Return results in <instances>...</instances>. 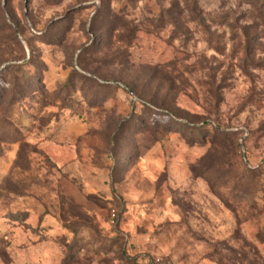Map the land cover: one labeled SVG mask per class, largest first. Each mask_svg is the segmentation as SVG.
<instances>
[{"label": "rangeland", "instance_id": "374dc122", "mask_svg": "<svg viewBox=\"0 0 264 264\" xmlns=\"http://www.w3.org/2000/svg\"><path fill=\"white\" fill-rule=\"evenodd\" d=\"M0 264H264V0H0Z\"/></svg>", "mask_w": 264, "mask_h": 264}, {"label": "trees", "instance_id": "16d2710c", "mask_svg": "<svg viewBox=\"0 0 264 264\" xmlns=\"http://www.w3.org/2000/svg\"><path fill=\"white\" fill-rule=\"evenodd\" d=\"M188 6H189V5H188ZM188 8H189L188 10L190 11L189 13H190L192 16H193V15L196 16V17L198 16V14L196 13V10H197L196 5H195L194 7L191 6V7H188ZM255 26H257V25H254L253 27H255ZM253 27H252V28H253ZM252 28H251V29H252ZM244 34H246V36H249V33H248L247 30H244ZM253 39H254V38H253ZM250 40H251V39H250ZM250 40L248 39V42H250ZM252 41H254V40H252Z\"/></svg>", "mask_w": 264, "mask_h": 264}]
</instances>
